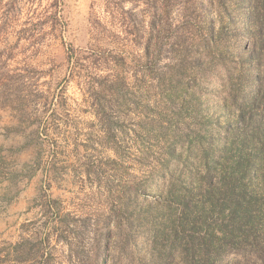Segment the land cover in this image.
<instances>
[{
  "label": "rangeland",
  "instance_id": "obj_1",
  "mask_svg": "<svg viewBox=\"0 0 264 264\" xmlns=\"http://www.w3.org/2000/svg\"><path fill=\"white\" fill-rule=\"evenodd\" d=\"M262 63L264 0H0V264H214Z\"/></svg>",
  "mask_w": 264,
  "mask_h": 264
},
{
  "label": "trees",
  "instance_id": "obj_2",
  "mask_svg": "<svg viewBox=\"0 0 264 264\" xmlns=\"http://www.w3.org/2000/svg\"><path fill=\"white\" fill-rule=\"evenodd\" d=\"M257 84L250 101L253 113L237 137L240 155L233 162L214 163V174L221 176L214 182V264L227 255L233 258L229 264H264L263 63Z\"/></svg>",
  "mask_w": 264,
  "mask_h": 264
}]
</instances>
